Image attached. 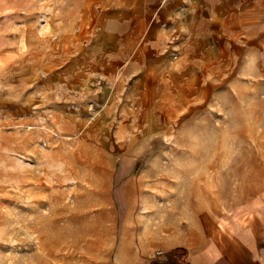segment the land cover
<instances>
[{
	"label": "rangeland",
	"instance_id": "rangeland-1",
	"mask_svg": "<svg viewBox=\"0 0 264 264\" xmlns=\"http://www.w3.org/2000/svg\"><path fill=\"white\" fill-rule=\"evenodd\" d=\"M80 6L0 0V264H160L143 245L166 185L169 205L197 191L229 231L264 222V78L163 125L113 115L96 82L64 81L80 76L58 49Z\"/></svg>",
	"mask_w": 264,
	"mask_h": 264
},
{
	"label": "crops",
	"instance_id": "crops-1",
	"mask_svg": "<svg viewBox=\"0 0 264 264\" xmlns=\"http://www.w3.org/2000/svg\"><path fill=\"white\" fill-rule=\"evenodd\" d=\"M80 4L78 17L67 21L58 41L63 68L73 67L80 76L64 81L75 86L96 82L101 87L98 108L99 102L111 101V109L118 110L113 115L163 125L159 118L181 116L223 86L264 78V0ZM119 100L125 105H116ZM108 107L101 108V115ZM125 127L117 132L135 131L131 124ZM162 190L166 198L161 197V223L154 232L159 240L143 245L144 252H160V264H264V222L259 218L240 221L232 232L218 223L197 191L173 206L167 185Z\"/></svg>",
	"mask_w": 264,
	"mask_h": 264
}]
</instances>
